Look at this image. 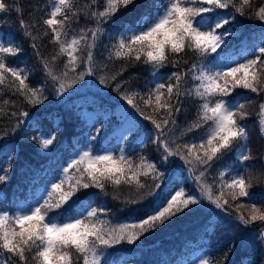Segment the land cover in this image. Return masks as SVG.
Returning <instances> with one entry per match:
<instances>
[{
  "label": "snow or ice",
  "instance_id": "snow-or-ice-1",
  "mask_svg": "<svg viewBox=\"0 0 264 264\" xmlns=\"http://www.w3.org/2000/svg\"><path fill=\"white\" fill-rule=\"evenodd\" d=\"M134 2L135 0H104L102 10L99 7L91 10L92 5L99 3V0H91L88 6L90 10L86 15L95 22V26L81 28L78 36L73 35L69 39L73 18L78 19L81 9L75 7V0H52L48 18L43 19V24L51 30L50 42L58 46V51L51 62L42 59V64L46 77L56 85L58 95H63L86 76L95 74L93 49L104 33L103 26L121 8H127ZM162 7V11L161 6H157L156 11L147 18L141 17L135 26H123L119 39L111 45L109 59L142 62L156 70L169 63L178 68L180 54L192 52L198 57H207L225 44L226 36L234 35L230 30L217 31L231 22L228 17L217 14L213 18L202 14L216 13L217 9L231 7L244 16L246 9H251L248 18L254 16L264 23V0L255 7L254 0H167ZM10 11L21 13L22 9L0 0V12ZM196 17L200 19L196 20ZM20 24L25 29L24 35L35 40L32 31L28 30L29 25L24 20ZM31 27L34 28L35 25ZM42 35L48 36L49 32L45 30ZM32 47L36 48L35 43ZM19 52L20 49L11 42L9 46L0 44V87L10 88L14 94L23 97L25 103L36 107L48 99L45 88L31 86L24 69L9 67L5 62V55L16 56ZM253 52L255 59H248L244 63L213 59L211 67L203 63L198 67L194 63L187 72L173 71L167 77V84L156 82L146 96L138 92L123 95V99L156 129V142L163 149L161 159L168 161L169 157L178 156L189 165L190 174L199 170L194 179L201 195L223 211L228 210L225 206L233 207V203L240 198H252L249 191L252 187L250 176L231 168L218 172V184L208 183L206 176L213 162L222 159L226 153L235 151L237 162L241 166L252 159L248 147V132L241 123L248 118L249 113L245 111V104L226 98L232 96L238 88L257 96L264 93V46L253 49ZM59 57H66L62 71L55 68ZM184 63L187 64L188 61L185 60ZM81 64H86V69L77 71ZM125 70L122 68L110 78L102 75L100 83L107 85L109 79L116 80ZM189 73L197 83L191 89H185L183 85ZM153 75L156 76L157 73L154 72ZM121 87L122 84H117L116 90L119 91ZM184 96H194L200 103L196 120L181 135H187L205 125L207 128L199 137L198 144L176 143L172 147L167 138L161 137H167L173 131L176 115L181 111V98ZM244 98L250 100L249 97ZM138 100L144 105V110ZM258 109L257 122L260 133L264 136V102L259 103ZM2 112L3 109H0V113ZM19 115L28 117L29 113L22 111ZM54 139V135L43 139L41 147L48 148ZM10 170L9 164L3 170L4 174L0 175V183L8 179L7 172ZM162 176L163 173L155 163L146 157H140L136 163L124 154L123 149L119 155H114L112 151H106L105 154L82 151L62 169V173L50 184V189L45 190L42 202L37 201L26 210L14 213L0 210V264H102L101 257L105 249L122 243H135L146 232L155 230L166 220L200 201L180 188L171 195L166 205L154 201L152 210L139 221L113 225L102 218L107 215L104 208L92 206L95 201L85 190L95 188L107 194L106 187L109 184L117 188L122 184L134 185L138 190H143L149 186L141 177L159 181ZM226 176L228 179H225ZM160 186L158 182L154 184L155 189ZM147 196H155V192L149 189ZM77 201L79 206L73 209L72 205ZM127 203L138 204L140 201L131 199ZM66 206L73 214L58 219L63 216ZM235 207L237 210L245 207L248 209L247 215L237 211L236 219L240 224L248 227L260 223L259 238L264 242V207H258L254 202L247 205L235 204ZM201 264L211 262L202 260Z\"/></svg>",
  "mask_w": 264,
  "mask_h": 264
},
{
  "label": "trees",
  "instance_id": "trees-1",
  "mask_svg": "<svg viewBox=\"0 0 264 264\" xmlns=\"http://www.w3.org/2000/svg\"><path fill=\"white\" fill-rule=\"evenodd\" d=\"M138 1L135 0L134 3ZM5 2L10 6L16 5L22 9L21 13H17L16 11L0 12V24L13 31L12 45L17 46L20 49L19 54L24 57L22 66L28 71V83L33 87L43 86L45 88V95L48 96V99L43 104L38 105L41 107L46 105L51 99L57 97L55 95L56 85L46 77L42 64V59L51 62V58L58 51V46L50 42L51 30L47 29V26L43 24V19L48 18V0H5ZM166 2L167 0H154V6L157 8V6H163ZM261 2L262 0H254V7L259 6ZM90 4L91 0H75V7L81 9V12L78 19L73 18L71 30L68 33L69 39L73 35L78 36L81 28L95 26V22L86 15L90 10L88 7ZM131 5L127 8H121L103 26L104 33L97 42L96 48L93 49L95 74L90 77L100 85L102 90H106L109 94L121 96L122 98L127 92H138L140 95L146 96L150 91L149 82L153 79L154 72L163 73L162 81L167 84L169 82L167 77L173 71L182 70L187 72L192 68L194 63L198 66L200 62L208 60L213 56V53H211L209 56L201 58L196 56L195 53L185 52L179 56L180 64L178 68H174L169 63L158 70L142 62L110 60L109 51L111 45L115 44L118 39L114 31L109 28L110 24L119 14L127 13V9ZM103 6L104 0H99L98 5H92L91 10H96L97 7L102 10ZM251 12V9H246V14L241 16L230 7L228 9H217L216 13H207L208 16H212L213 18L217 14L221 17H228L231 22L225 25L224 28H232L235 31L234 35L225 37V44L219 50L228 49L243 35L264 36V23L255 19L254 16L249 19L248 16L251 15ZM21 20H24L29 25L28 30L32 31L33 36L36 37L35 40L24 35L25 29L21 27ZM32 25H35V27H31ZM224 28L217 31L224 32ZM45 30L49 32L48 36L42 35ZM33 43H35L36 48L32 47ZM262 43L264 44V38ZM14 59V56H5L7 65ZM248 59H255V53L250 52L238 58L236 63H244ZM65 60L66 57H59L55 62L57 71L63 70ZM185 60L188 61L187 64L184 63ZM50 66H52L51 63ZM86 67V64H81L77 71H84ZM122 68L126 70L121 75H118L116 80L109 79L107 85L100 83L102 75L110 78L113 74L120 72ZM8 75L9 79H11L10 74ZM88 77L86 76L84 80H87ZM34 78L38 81H33L32 79ZM82 82L83 80L79 83ZM79 83H76L74 86H77ZM196 83V81L191 79V73H189L183 86L185 89H191ZM117 84L123 85L119 91L116 90ZM236 97H240L242 103L248 106L245 108V111L249 113V116L246 120L241 121V123L246 126L248 132L250 153L251 155H256V157H252V159L244 162L247 164L249 170L246 176L252 177V187L249 190L252 198H240V200L233 203V207L228 208V206H225L228 209L227 211L216 208L215 205L211 204L201 195L198 184L194 179V175L199 174V170H197L194 174H190L191 181H184V187L187 191H194L198 195L197 199L200 201L198 204L190 205L189 208L166 220L164 224L159 225L155 230L146 232L135 243H122L104 251L114 255H126L124 260L128 264H175L173 262L174 255L187 252L192 246H202V249H208L209 257L207 260L211 264H232L240 261L242 257L245 258V264H264V242H261L259 238L260 223L257 222L248 227L240 224L236 219L237 211L247 215L248 209L245 207L237 210L235 207V204L247 205L253 202L258 207H264V136L261 135L257 122L258 106L259 103L264 102V93L257 96L248 90L238 88L227 99H234ZM244 97H249L250 100ZM3 101H8L9 103L4 104ZM174 101L175 97H173ZM138 103L141 109L144 110V105L139 100ZM199 103L200 101L194 96L182 97L181 111L176 115V125L173 131L167 137L161 138H167L172 147H175L176 143H196L194 140L196 133L206 129L207 125L189 132L187 135H181V133L189 124L196 120ZM126 104L134 114L140 116L145 126L152 127L156 131L150 121L145 120L127 102ZM30 107L33 106L25 103L23 97L14 94L10 88L0 87V109H3V112L0 113V137L19 136L20 160L12 161L9 172L26 169L30 165V160L40 152V145L36 140L22 136L19 133V123L21 121L19 120V113L28 110ZM70 110L71 107L69 105L62 108L65 115L64 121L74 119V116L70 114ZM12 113H16V115H12ZM60 122L63 124L62 119ZM108 124L110 123L105 119L96 124L95 129L105 130ZM53 153L55 152H50L46 156ZM124 154L136 163L139 162L140 157H146L157 165L163 176L159 181H153L151 177H141V180L149 186L143 190H138L134 185L122 184L117 188L109 184L106 187L107 194H105L99 189L91 188L90 190L100 194L101 201L98 207L104 208L107 213L102 218L109 220L113 225L120 223L116 221L119 216L141 218L149 214L153 208L154 198L158 190L154 188V184L158 182L161 185L165 182L169 172L176 167L189 169V165L185 164L178 156L169 157L168 161H163L161 159L163 149L157 144L156 140H149L143 148L125 152ZM239 167L240 164L237 162L236 152L226 153L222 159L213 162L212 167L208 169L206 180L210 184H218L219 171H228L230 168L237 170ZM225 179H228V177L226 176ZM169 186L172 189L175 183L171 181L169 182ZM149 189L155 192V196H147ZM169 190L162 194L161 200L167 196ZM131 199H138L140 203H127ZM212 211L216 212L219 218L214 221L212 229L208 231V226L210 225L207 224L204 218ZM225 256H227V259H224Z\"/></svg>",
  "mask_w": 264,
  "mask_h": 264
},
{
  "label": "rangeland",
  "instance_id": "rangeland-1",
  "mask_svg": "<svg viewBox=\"0 0 264 264\" xmlns=\"http://www.w3.org/2000/svg\"><path fill=\"white\" fill-rule=\"evenodd\" d=\"M247 107H248V106L245 105V108H247ZM120 111H122V109H119V112H120ZM132 126H133L132 120H131L130 118H127V117L123 116V117L121 118L120 124H119V126L117 127L116 131L120 132V130H123L124 132H128V131H129V128L132 127ZM85 150H88V149L85 148V149L82 150V151H85ZM82 151H81V152H82ZM106 151H110V149H105L103 152L96 153V154H105ZM81 152H80V153H81ZM77 156H78V155H77ZM77 156H76V158H77ZM251 156H252V157H256V155H253V154H252ZM72 159H73V158L69 159V160L67 161V164H68V162H70ZM64 167H67V165H66V166H63V167H61V168L59 169V171L56 173L54 179L62 173V169H63ZM45 190H46V189H42V190H40V191L38 192V196H39V198H41L42 195L45 194ZM200 260H201L200 256L197 255V256L194 257V261L199 262Z\"/></svg>",
  "mask_w": 264,
  "mask_h": 264
},
{
  "label": "bare ground",
  "instance_id": "bare-ground-1",
  "mask_svg": "<svg viewBox=\"0 0 264 264\" xmlns=\"http://www.w3.org/2000/svg\"><path fill=\"white\" fill-rule=\"evenodd\" d=\"M199 233L201 234V232H199ZM194 234H195V233H194ZM204 234H206V233H204ZM207 236H208V235H207ZM195 237H197V236H195ZM195 237H194V238H195ZM206 238H207V237H206Z\"/></svg>",
  "mask_w": 264,
  "mask_h": 264
}]
</instances>
